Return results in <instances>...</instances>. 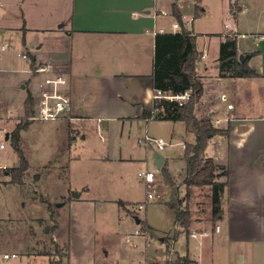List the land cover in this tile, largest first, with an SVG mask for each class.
<instances>
[{"label": "crops", "instance_id": "0c3cea01", "mask_svg": "<svg viewBox=\"0 0 264 264\" xmlns=\"http://www.w3.org/2000/svg\"><path fill=\"white\" fill-rule=\"evenodd\" d=\"M174 3L182 21L173 12ZM229 15L234 22L226 26L224 20ZM176 22L179 27H174ZM182 29L192 32L199 52L195 68L203 82V93L195 112L230 130L227 135L210 137L204 155L225 167L228 176L218 177L227 180L222 214L215 220L192 216L187 228L181 227L173 238L163 236L160 244L166 243V249H174L175 258L187 259L188 264H264V115L244 112L246 102L259 106L261 97L255 91L264 90V0L230 1L229 6L225 0H0L1 113L14 110L22 115L28 94L36 99L40 76L33 71L32 62L34 67L48 63L66 72L71 110L67 119L53 121H62L67 130L69 161L79 162L83 154H91L81 152L82 147L98 155L88 144L90 136L96 135L103 152L98 159L113 164L108 168L109 177H104L110 184L98 185L96 190L88 183L80 184V196L88 202L119 201L129 211L141 203L147 207V194L145 202L138 199L136 188L127 181L132 167L138 181V172L146 171L141 164L148 163V149L155 143L145 136L164 137L170 146L193 143L177 141V137L192 135L195 139L184 120L146 117L153 110L158 90L154 86L157 34ZM234 33L238 55L251 53L248 65L259 76H220L221 43ZM22 52L28 54L29 61L22 60ZM151 120L166 124L165 135L150 133ZM143 123L141 135L138 126ZM70 129L75 130L71 135ZM183 149L176 153L165 147L166 152L160 151L165 158L163 180L165 176L176 180L185 174L175 191L166 185L163 195H169V200L183 195L180 203H190L192 208L187 147ZM167 215L172 221L175 218L178 231L180 224L173 207L169 206ZM145 222L151 226L146 235L152 237L151 232L158 229L148 216ZM217 225L220 230H216ZM149 243H145L146 251ZM141 244L125 246L118 257L106 251L100 260L104 264H152L161 257L143 250L139 254L144 256H138ZM29 256L39 260L37 264H49L47 254ZM67 264H72L71 246Z\"/></svg>", "mask_w": 264, "mask_h": 264}, {"label": "rangeland", "instance_id": "374dc122", "mask_svg": "<svg viewBox=\"0 0 264 264\" xmlns=\"http://www.w3.org/2000/svg\"><path fill=\"white\" fill-rule=\"evenodd\" d=\"M187 1L194 2L196 0ZM230 1L225 0L228 6ZM233 22L230 15L224 20V23L233 24ZM255 92L258 97H261L257 103L259 106H249L246 102L244 112L251 116L259 113L264 115V90L257 89ZM217 93L218 97H221L220 90ZM27 106L28 104L25 102L22 115H18L12 110L13 115L9 118H5L6 113L2 114L0 110V126L8 128L11 134L19 123L27 122V128L20 132L19 147L29 164L22 175V183L14 181V167L20 164V157L11 140L7 149L2 152V158L11 167L6 172H0V252H16L18 256L6 259L0 264H37L39 260H34L29 255L39 253H49L47 254L49 264H67L70 246L72 264H104L100 258L102 254H106V251L109 255L113 254L118 257L120 249L128 245L133 247L136 243H144L137 248L138 256H144V253H142L143 255L139 254L140 250L149 252L152 257L160 254L161 257L155 261L153 259L151 263L169 264L167 257L170 249L169 246L166 249V243H164L165 246L160 244L162 243L161 238L166 235H168L167 238H173L181 231V225L178 231L175 230V218L172 221V217H168L167 212L171 203L181 204L179 198L183 195H175L169 200V195L164 196L165 186L170 185V189L175 191L178 188L179 180H183L179 178H183L185 174L182 177L179 175L176 180L168 176H165L163 180L161 176H164V169H158L153 158L157 146L152 144L147 153L148 163L141 164V169L156 173L157 191L155 194H162V197L157 196L150 199L147 202V207L143 209H139L133 204V210L130 211L124 208V205L119 201L116 203L104 200L88 202L84 195L75 196L74 192L83 191L79 186L83 183H88L94 190L98 185L101 188V184L103 186L110 184L105 181L104 177L111 174L108 172V168L113 165L98 159L103 153L98 136L91 135V139L88 141V144L95 147L94 150L98 155H94L87 147H82L81 152L91 154H83L79 162H71L66 146L68 142L65 138L67 130L65 131L61 125L62 121L31 120L28 117ZM56 123L58 124L55 125ZM144 127V123L141 127L138 126V132L141 135L144 133ZM148 128L150 133L156 135H165L167 132L166 124L156 120H151ZM74 131L70 129V135ZM185 140L194 142L195 139L192 135L177 137V141ZM78 142L82 143L81 140ZM190 145V143L187 144L185 156L188 154ZM166 148L176 153L179 150L184 151L181 144L167 145ZM161 152H166V150H161ZM204 159H207L205 155L203 159L199 160V165L205 162ZM133 170L134 167L127 175V181L133 188H136V197L144 201L148 186L143 179L138 181L134 178ZM220 171V168L217 169V172ZM188 185H190L189 196L194 197L192 201L195 205L192 204L194 206L190 208V203L182 202L180 206L189 209L191 218L194 216L201 217V220H215L216 218L211 214V185L190 184L187 179ZM194 187H197V191ZM124 211L128 215H125ZM135 216L144 221L146 216L150 218L158 229L156 232H151L152 237L149 234L146 235L142 223H136L133 218ZM135 228H139L142 234L132 235L130 241H126V236L134 234ZM147 241L150 243L146 251L145 243ZM56 245L59 246L57 253ZM255 257H257V253H255ZM176 260L178 259L174 255L173 262ZM255 264L258 263L255 262Z\"/></svg>", "mask_w": 264, "mask_h": 264}, {"label": "trees", "instance_id": "16d2710c", "mask_svg": "<svg viewBox=\"0 0 264 264\" xmlns=\"http://www.w3.org/2000/svg\"><path fill=\"white\" fill-rule=\"evenodd\" d=\"M173 12L177 19L182 21V15L175 3L173 5ZM236 36L237 34L234 33L221 43L219 56L220 76H259L260 74L248 65V59L252 55L251 53L246 54L244 61L240 60ZM198 56L199 52L191 31L182 29L180 32L157 34L154 70L155 88L162 92L172 94H181L191 89V95L182 105L176 100H168L164 97L156 98L153 110L147 112L146 117L153 116L155 119L184 120L187 130L195 134V141L190 145L186 156L187 179L190 184L211 185V214L217 218L223 211L222 199L227 185V180H219L218 177L221 175L228 176V170L216 164L211 158L204 159L205 162L202 165H199V160L203 159L207 141L210 137L215 134L227 135L230 130L229 127L221 128L215 126L210 118H200L195 112L196 103L203 93V82L195 68ZM32 68H35L33 62ZM25 102L28 104L27 112L29 117L33 112L32 107L36 103V99L31 92L28 94ZM27 125V122L19 123L12 133V145L18 151L20 157V164L14 167L15 172L13 177L17 183H22V175L29 165L19 147L20 132L22 129L27 128ZM219 168L221 171L217 172ZM180 205L171 203V207L175 210L176 220L179 221L182 227L187 228L191 220L189 209L187 207H181ZM139 223H142L144 231L151 229V226L144 220H140ZM58 247L56 245V253ZM171 264H188V260L179 257L178 260Z\"/></svg>", "mask_w": 264, "mask_h": 264}, {"label": "built area", "instance_id": "2783aa9c", "mask_svg": "<svg viewBox=\"0 0 264 264\" xmlns=\"http://www.w3.org/2000/svg\"><path fill=\"white\" fill-rule=\"evenodd\" d=\"M235 2L236 0H231ZM226 26H229L227 23ZM174 27H179V23H174ZM20 57L24 62L30 60L26 52L19 53ZM34 72L40 76L39 92L36 97V103L33 107V112L29 116L31 120H42V121H53L69 117L71 110L72 97L70 92V77L66 72L57 71L51 64H39L33 69ZM191 95V89L184 91L181 94H172L156 90V98H166L168 100H176L180 105L184 104ZM13 115L11 110H8L5 118H9ZM149 118H153L150 116ZM145 139L156 144L157 150H163L168 142L164 137L146 135ZM12 140L11 131L5 126H0V172H6L10 169L11 165L8 164L4 158H2V152L7 149L9 142ZM183 148L187 147L186 142H181ZM138 179H143L148 186L147 198L148 200L155 197H159L160 194H155L156 189V176L155 172L151 170L139 171ZM156 195V196H155ZM146 206L145 203L138 204L139 209H143ZM178 225L176 224V227ZM216 230H220V226H216ZM139 229H136L134 234H128L126 241H130L132 235H140ZM168 259L169 264L173 262L174 249L170 248ZM18 254L15 252H0V263L11 257H17Z\"/></svg>", "mask_w": 264, "mask_h": 264}, {"label": "water", "instance_id": "95a60500", "mask_svg": "<svg viewBox=\"0 0 264 264\" xmlns=\"http://www.w3.org/2000/svg\"><path fill=\"white\" fill-rule=\"evenodd\" d=\"M239 57H240V60L241 61H244V59H245L244 54H240ZM153 158H154V163L157 166V168H161L162 165H163V162L165 160L164 155L160 151L156 150L153 153ZM74 194H75V196H79L80 195L78 192H74ZM136 221L137 222H140V218L137 217L136 218Z\"/></svg>", "mask_w": 264, "mask_h": 264}]
</instances>
